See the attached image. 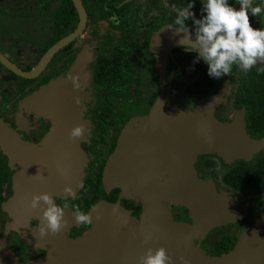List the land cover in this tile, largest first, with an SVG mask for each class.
<instances>
[{
    "label": "water",
    "instance_id": "1",
    "mask_svg": "<svg viewBox=\"0 0 264 264\" xmlns=\"http://www.w3.org/2000/svg\"><path fill=\"white\" fill-rule=\"evenodd\" d=\"M73 2L80 15L78 28L53 45L32 71L24 72L2 56L0 60L25 79L39 76L54 55L85 29L87 13L83 2ZM174 33L164 30L155 39L154 47L169 50L171 42L178 44L180 37ZM164 35L170 37L167 44H162ZM163 56L160 53L159 69ZM60 89L57 84L50 85L32 100L38 109L50 112L56 123L43 148L0 132V136L5 134L7 153L25 167L16 178L15 198L5 206L16 218L15 226L19 229H26L34 217L41 226L44 223V209L30 208L33 196L43 193L53 198L74 196L83 187L87 156L78 146L83 139H70L66 122L59 116ZM228 92L226 85L219 93L200 100L193 111L174 108L168 89L160 94L150 114L126 130V136L105 167V189L108 193L119 189L120 201L102 202L100 207L91 209L92 228L78 240L67 235L72 227L79 226L71 210L64 217L67 227L59 233L49 232L41 238L37 229L38 245L48 250V254L41 261L28 264H140V258L149 249L161 247L172 257L173 264L185 261L187 264H264V213L252 231L226 254L207 256L196 244V239H204L212 230L237 222L248 210V205L236 209L233 198L220 193L212 179L200 178L195 167L198 157L215 154L230 163L251 161L264 150V138H252L247 133L243 112L232 122L215 117V110L226 103ZM78 122L80 117L78 120L76 116L74 123ZM132 134L135 137L130 139ZM61 169H65V174H61ZM123 199L142 205L139 217L121 205ZM177 206L189 210L191 223L174 220L172 209ZM9 228L14 230L13 226ZM0 264L24 263L0 243Z\"/></svg>",
    "mask_w": 264,
    "mask_h": 264
},
{
    "label": "flooded vegetation",
    "instance_id": "2",
    "mask_svg": "<svg viewBox=\"0 0 264 264\" xmlns=\"http://www.w3.org/2000/svg\"><path fill=\"white\" fill-rule=\"evenodd\" d=\"M63 1L54 0L50 6L45 5L46 3L42 0H0V56L24 72L32 71L53 45L74 33L79 26L80 15L73 0L72 2L78 12L77 22L73 20L75 15L69 12L66 16L67 20L62 19L59 22L52 20V14L63 10ZM130 1L135 2V5L126 8H128V12L131 10L134 14L128 15L125 11L119 14L118 11L113 10L108 4L110 0L106 1L104 5H98L96 0H82L87 13L84 31L58 51L40 75L34 79H25L19 76L0 60L1 133L4 132L18 138L23 143L43 148L45 140L52 133L56 123L50 112L38 109L37 105L32 104V100L45 87L50 86L53 82L55 84V81L60 83V91H63L60 96L57 95L60 107L58 113L62 121L66 122L69 133L74 127L76 116L79 120V117L84 114L86 120L82 122V125H87L89 132L86 139L83 142L81 141L82 143L78 146L88 159L85 167L86 177L84 178L83 187L74 196L54 197V202L58 207L69 206V208H65V213L76 207H79L82 212H88L101 200L111 204L120 201V192L112 195L116 189H113L107 196L102 198L99 197L98 189L108 159L115 145H117L120 133L125 129L124 123L117 117V112L120 105L124 104L134 105L145 110L150 109L160 96L162 88L160 82L163 79H166L163 87L165 90L168 89L172 101L176 99L175 94L181 92L190 98L192 106L195 107L202 100V97L204 99L215 95L228 85L230 93L228 101L224 103L225 105L219 106L214 115L222 122H232L243 112L247 128L246 109H239L231 104L232 94L238 87L237 74H231L218 80V86H215L211 91H207V66L203 62L193 64L196 53L185 51L183 46L173 45L172 42L169 50H164L160 46L154 47L155 39L164 30L174 31L168 28L169 25L175 26V19L180 8L173 2L174 0ZM163 1L164 4L162 5ZM128 2L123 0L117 8L123 9V6ZM234 7L239 8V4ZM200 8L201 5L196 2L194 11L197 13L198 18ZM11 18L14 22L11 21ZM262 22H264L263 16L256 17L253 26L264 27ZM188 23L191 25V21ZM103 31H105V37L101 39L97 51L87 54L90 57L84 56L85 62H81L80 56L86 55L87 48H94L92 44L96 42L97 33ZM112 33L117 36L115 40L111 38ZM174 38L176 40V36ZM163 39L162 44H167L170 37L166 38V35H164ZM116 47L123 48L127 58L133 61V66L140 72L136 76V79H140V82L134 84L135 89H139V92L144 93V95L157 93L158 96L151 105L144 100H140V102L135 100L134 103L118 102L115 112L110 116L112 123L107 122L106 130H102L98 123L101 117H96L101 105V97L99 88L95 83V74L99 62L101 60L106 62L108 58L111 59L115 54ZM160 53L164 55V59L162 68L159 69L157 65ZM128 72L130 71L128 70ZM70 77L75 79L78 87L73 84V79ZM5 134L0 136V238H2L4 232L10 230L6 246L14 252L20 263L28 264L36 260L38 255H41V258L46 257L48 250L39 247L37 238V249H31L29 246L31 240L24 239L33 227L36 229L35 235L37 234V229L40 226V220L37 217L30 220L26 229H19L15 226L16 218L14 215L5 210V206L15 198L17 176L25 171V167L21 162L13 160L7 153V145L3 139ZM10 143H12L11 139ZM209 160H213V157H203L197 160L195 167L198 166V172L200 171L199 163L202 165L209 164L207 166L212 165ZM99 172H101V176H99ZM208 179L214 181L213 178H205L204 180ZM254 190H257V188ZM235 195L241 200V207L248 205L244 217L239 219L243 221L248 217L253 202L248 198L249 194L240 196L235 193ZM236 201L234 199V203ZM121 205L129 210L134 217H139L142 212V205L132 200L123 199ZM136 209H140V211L136 212ZM179 213L178 210L174 212L177 221L192 222L191 217L187 219L180 216ZM9 226H13L14 230H11ZM90 226H74L68 232L70 233L69 236H72L78 228L82 230L81 232H84ZM220 228L212 231L220 230ZM203 241V247L207 248L206 239ZM212 245L210 249L213 254Z\"/></svg>",
    "mask_w": 264,
    "mask_h": 264
},
{
    "label": "clouds",
    "instance_id": "3",
    "mask_svg": "<svg viewBox=\"0 0 264 264\" xmlns=\"http://www.w3.org/2000/svg\"><path fill=\"white\" fill-rule=\"evenodd\" d=\"M200 5L198 18L194 11L196 0H188L186 6L178 9L175 26H168L180 37V47L196 53L193 64L203 62L207 66V75L215 80L231 75L234 67L244 74L255 68L257 75H264V66H258V61H264V27L253 26L254 18L264 16V0H239V8L230 4L229 0H202ZM71 79L78 87L75 79ZM81 137H85V125L76 126L70 133V139ZM60 171L65 174V169ZM65 191L72 194L70 188ZM30 208L44 209V223L38 227L41 238L49 232L57 234L67 227L64 217L65 208L69 206L58 207L51 195L43 193L33 196ZM72 211L79 225L92 224L91 213L82 212L79 207ZM140 264H173V261L167 250L161 247L156 250L149 249L140 258Z\"/></svg>",
    "mask_w": 264,
    "mask_h": 264
},
{
    "label": "trees",
    "instance_id": "4",
    "mask_svg": "<svg viewBox=\"0 0 264 264\" xmlns=\"http://www.w3.org/2000/svg\"><path fill=\"white\" fill-rule=\"evenodd\" d=\"M42 1L46 3L45 5L51 6L54 0ZM96 1L98 5H104L108 0ZM122 1L110 0L108 4L113 10L118 11L119 14L123 13V11L128 15L134 14L131 10L128 12L126 7L134 6L135 2L129 1L123 6V9L117 8ZM173 2L181 8L187 5L188 0H174ZM196 2L200 4L202 0H196ZM229 3L236 6L239 4V0H229ZM62 6H64L62 11H56L52 14V20L59 22V20L66 19L69 13H72L75 15L73 20L77 22L78 12L72 0H64ZM124 24L126 23L124 22ZM262 25H264V22H262ZM123 51V48L116 47L114 56L111 59L108 58L106 62L101 60L97 66L95 83L99 88L101 105L96 117H101L98 123L102 130H106L107 122L110 121L112 123L110 116L115 112L118 102L127 101L128 103H134L135 100L138 102L144 100L151 105L158 96L157 93L144 95V93L139 92V89H135L134 84L140 82V79H136L140 72L137 71V68L135 69L133 61L128 59ZM258 66H264V64L259 63ZM231 74L238 75V87L232 94L231 104L233 107L246 109V131L251 137L260 139L264 136V75H257L255 68L250 73L244 74L235 67ZM207 82V91H211L215 86H218V80L211 79L209 76ZM222 180L226 186L240 196H246L256 188L260 189L264 194V150L259 152L251 161L239 160L234 162L226 170ZM119 192L120 190L116 189L112 195ZM138 211L140 209H136V212ZM234 242L235 238L231 232L217 234L211 247L213 249L212 255L221 256L228 253L233 248Z\"/></svg>",
    "mask_w": 264,
    "mask_h": 264
},
{
    "label": "rangeland",
    "instance_id": "5",
    "mask_svg": "<svg viewBox=\"0 0 264 264\" xmlns=\"http://www.w3.org/2000/svg\"><path fill=\"white\" fill-rule=\"evenodd\" d=\"M163 4H164V1H163L162 5ZM11 21L14 22L13 18H11ZM104 33H105V31L97 33L96 42H94L92 44V45H94V48L93 49H88L87 48L88 51H86V55L83 54V55L80 56V61L81 62H85L84 56L90 57L87 54L94 53V52L97 51L98 46L101 44V39H103V37H105ZM107 38H108V36H107ZM111 38H112V40H115L117 38L116 34L112 33L111 34ZM261 62L264 63V61H258V63H261ZM82 64H84V63H82ZM165 82H166V79H163L160 82V84H161L160 86H162L160 94L164 93V91H165V88L163 87ZM56 84L60 86V83L58 81L57 82L55 81V86H56ZM51 85H54V82ZM62 92L63 91H59V93H62ZM229 94L230 93L228 92V96H229ZM228 96H227V101H228ZM175 98L176 99H174V101H172V99L169 97V101H170L171 105L174 108H176V109H185V110H188V111H193L196 108L195 106H192L190 98L185 96L184 93H181V92L180 93H176L175 94ZM202 99H203V97H202ZM157 102H158V100L154 103V105L150 109H147V110H145L143 108H138V107H136L134 105H129V104L120 105L119 110L117 112V117L124 123V125H125L124 132L125 133L124 134H123V132L120 133L117 145H115V147H114V149L112 151V154L110 155V157L108 159V162L112 158L114 152L118 149L119 142L123 139L124 136H126V133H127L126 130L128 128L130 129L131 127H134L135 123H139L140 121H142L141 119H145V117H147L150 114L151 110L155 107V105H157L156 104ZM83 115H81V117H80V119H81L80 122H78L77 124L74 123L75 127L78 126V125H82V122L86 120ZM62 122H64V121H62ZM85 128H86V130H85V137H86L88 132H89V127L87 125H85ZM132 135H133V137H131L129 135L130 139H133L135 137L134 134H132ZM85 137H81L80 140L83 139L82 140V142H83ZM82 142H80V143H82ZM210 156L213 157V160H209V161L212 162L211 166H207L206 164L202 165L201 163H199V170H200L199 172L197 170L198 166H196L197 167L196 170H197L198 174L200 173L199 174L200 178L203 179V180L205 178H213L214 182L217 184L216 187H217L218 191L220 193L226 195V196H229V197H232V198L234 197L233 200L234 199L237 200L235 202V208L236 209H240L241 205H242L241 200L238 197H236L235 193L231 189H229L226 185H224V183L222 181V177H223L224 173L226 172V170L232 164H234V162H232V163L227 162L222 157H220L218 155H215V154H203V155H200L198 157V160L203 158V157L206 158V157H210ZM108 162H107V164H108ZM107 164H106V166H107ZM99 174H100L99 176H101V172H99ZM98 189H99V197L102 198V197H105V196L108 195V192H107V190L105 189V186H104L103 177H102V182L98 185ZM248 198L251 199V201L253 202V205H251V208H250L251 211H250V213H249V215H248V217L246 219H243V221L238 220L235 223L223 226L222 228H220V230H215L214 232L213 231L210 232L204 238V239H206V242H207V246H208L207 248L203 247V242H204L203 240L204 239H201V240H197L196 239V244L200 245V248H201L202 252L205 255L214 256V255H212L210 246L214 243V239H215L217 234L225 233V232H231L233 236L235 235L234 236L235 242H234V246L232 248V249H234L239 244L241 239L243 237H245L246 235H248L252 231V229L255 227V225L260 221V219L262 217V214L264 213V194L257 189V190L252 191L249 194ZM101 201H104L105 203H109V202H107L105 200H101ZM101 201L96 203L97 207L101 206V204H102ZM243 207H244V205L242 206V208ZM177 210L180 211V213H179L180 216H182L184 218L186 217L187 219H190L189 210L185 206H177V207H173V209H172L173 217H174L175 221H177V220L175 218L174 212H176ZM179 222H182V220L179 221ZM91 228H92V224H91L90 228H88L84 232H81L82 230H80L79 228L76 229L74 234H72L73 237L71 235L69 236V234H70V233H68L69 231L67 232V235H68L69 239L78 240L80 237H83L84 234H86ZM35 230H36L35 227H33L32 231H30V233H28V235H25V237H24V239H26L27 241L31 240L29 242V246H30L31 249H37L38 248L37 243H36L37 241H36ZM10 232L11 231L9 230L8 232H4L3 233L2 238H0V243L6 245V240L8 239V236L10 235ZM42 258H41V255H38L36 257V260H34L31 263H37Z\"/></svg>",
    "mask_w": 264,
    "mask_h": 264
},
{
    "label": "bare ground",
    "instance_id": "6",
    "mask_svg": "<svg viewBox=\"0 0 264 264\" xmlns=\"http://www.w3.org/2000/svg\"><path fill=\"white\" fill-rule=\"evenodd\" d=\"M9 145H10V148L12 149V147H13V144L9 142ZM13 149H14V148H13Z\"/></svg>",
    "mask_w": 264,
    "mask_h": 264
}]
</instances>
